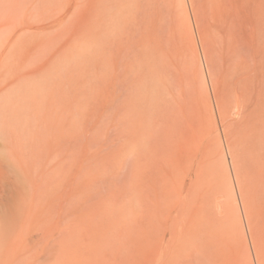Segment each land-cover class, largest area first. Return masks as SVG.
Segmentation results:
<instances>
[{
	"label": "rangeland",
	"instance_id": "1",
	"mask_svg": "<svg viewBox=\"0 0 264 264\" xmlns=\"http://www.w3.org/2000/svg\"><path fill=\"white\" fill-rule=\"evenodd\" d=\"M139 1H137L135 6L140 4V3L142 4L143 2L145 3V1H143V0L142 1L139 0ZM146 1L147 2L145 4H147L146 6L149 8H146V6L143 7V5L141 8V5H140L138 7L140 8L141 12L139 11L138 7H136V8H134L135 6L133 7L135 0L132 1L131 6L134 9L131 10V7H129V9H127V10L134 12L135 9H138L139 12H137V14L132 13L131 15H133V16H131L130 15L131 12L128 13L126 11L127 12L126 16L127 17L130 16V17L129 18L125 17L126 21L124 22V20H123L122 22H123V24L126 23L127 26L125 24L122 25V28L117 26L115 28L116 29L115 30L116 36L113 35L114 34V32H113L114 29H113V31H112L113 33H111V32H110L111 34L109 33L113 37H110V35H108L111 39L108 37L109 39L104 40V42H106V40H107L106 45L104 43L105 46L99 45L98 42H97L98 43L97 45L101 46L100 48H98L99 46L97 48H95L94 46L90 45L93 43L86 44L85 47H87V45L92 46L91 48L87 47V49L90 48L92 50L94 47L93 50H95V52H97V49H98L99 51H101V53L99 52L100 54H102L103 51H105V53H103V55H101L103 57H101L100 55H96V56H99V57H97L98 64H95V63H97V60H94V59H96V56L94 55L95 52L92 50L93 54H91L92 51L89 49V52L90 51L91 52L86 53L88 51L86 48H84V45H83L82 50L83 51L86 50L85 56L82 57L84 53L80 49L79 50L81 52L78 49L77 50L75 49V52H74V50H71L69 55L72 53V51L75 54H76V51L77 52L79 51L76 55H78L80 53H83V54H82V56H81V54H80V56L78 55L79 59H77V56H75V54L73 55V53H72L73 56L72 55H70V56L73 57V60H75L74 57L77 60H75V61L72 60L73 62H71V60H70L69 64H67V61H66L67 67L65 65V67L63 66L62 69H60V71H59L61 73V70H62L61 75L65 71L66 72L69 71V72H67L69 74V75H67V77L68 76H71V77H68L67 79L65 78L66 80L64 79V81L62 79V81H63L62 86H64L62 89H64L66 87L65 92H66L67 96H65V97H66V99H68L67 102L69 101L68 106H70L68 108V110H70L69 111L70 113L68 112L69 113L68 121L70 124L68 123L69 129L68 128L67 129L69 132L67 134L68 139H66V143H68V145L66 144V148H67L66 149V153H67L66 154V157H67V159H66L67 160L66 170L67 171H65L66 172L65 175H67V177H66L67 179L65 178V180L67 181V182L65 181L66 182L65 186L67 187V189H66V192H67L66 201L67 202L65 201V203H66L65 205L67 206L66 207L67 215L65 218V221H66L65 222V225H66V232L65 233H66V243H67V256L62 262L55 263V264H164V263L168 264L167 259H169V257H168L169 254H171V256L169 255L171 257L169 264H171V263L172 264H174V263L175 264H193V263L194 264H198V263L200 264L201 262H202L201 264H217V262H216L217 259H218L217 260L218 264H221V262L225 263V264H227V263L232 264V261L234 260V253H233V249H234L233 246L234 245H236L239 248L240 253H241L240 255H242L240 257H243L245 254V253H243L244 249H245L244 240H243V238L242 239L238 238V237H242V235H240L241 227H240L239 222L242 221L241 223L244 226V227L243 226L242 227L245 230V224H244L242 216H241L240 221H239V220H235L236 218L232 219L234 216L238 218V216H236L237 214L236 215H234V213L229 214L230 217L228 218V221L231 219H232L231 221H233V223H234V220L238 221V223H237V225L239 224L238 226H236V223H234V224L229 223V224H231V228H229L227 225L228 224L227 219H225V221L223 222V225H226L225 226L226 232L227 231L230 232V230H227V228L232 229V228H234V225L236 226L233 231L231 230L233 232L232 233L233 236L231 235L232 237H234L233 239H236L235 236L239 235V236H237V239L234 240V241H237L238 243L236 242L237 244H235L233 242L232 247L229 245L230 247L228 246V247L223 249V250L227 249L226 252L223 251V253H222V250H221V252H220V250L218 251L215 248L216 246H213V244L211 246H210V244H207L208 242L206 241L207 239H205V235H206L205 231H207L206 229H208V227H207L208 223L204 220V224H207V225H204V224L199 225L200 223H203L202 218L206 214V212H207L206 210H208V207H209L208 206L206 208V204H209V202L206 203L205 201H202L203 203H205V204H202V202L200 201V200L204 199V196H203V199L201 198V196H202L201 194L206 192V191L202 192L203 189L205 190V188H207L206 189L207 192L210 193V191L208 190V189H210V187L208 186L207 181H210V183H211V181L213 180V179H211L212 176L210 178V174L207 170H211L210 165H212L213 163H214V165H215V163L218 164V161L223 163V166H225L224 165L225 161H227L229 159L227 157V154H225V150L223 148V145H222V148L218 147L221 145V143L223 144V142L228 143L226 145H228L230 148H232V150H230V153L233 152L232 155H234L233 160L235 161V163H233V165L235 164L234 165L236 167V169L234 168L235 172L237 171L236 173L239 174V178H238L240 180L239 182H242L244 184V181L247 179L245 182L249 183V184L246 183L244 185H247V187H246L247 190L251 189L248 191L251 196L249 198V196H247L248 195L247 190L244 189L243 187H241V189H244L243 191L246 190L245 191L246 196H244V194H243L244 192H242V190L240 191L243 194L242 196H244L243 198L246 197V199L249 201L252 197H253V199L256 198L257 200L254 199L255 202L252 201L253 199H251V201L254 203H251V201L250 202L246 201V202L249 204H252L253 206L256 205V203L258 204L257 206H261V210L259 208H256V211H258L256 215H259L260 219H258L259 218L258 216L253 219V217H254V214H252L253 213L252 211H254L253 206L249 205L250 208L248 210L247 209L248 204L244 203V205L247 204L246 205L247 206V208H246L247 214H249L248 212L250 211L251 208H253L251 210L252 215L249 214V217L251 215V219H250L249 223H251V220L255 221V219H256L255 222H257V219H258V223L261 222L259 225H258V223H256V225H258V226H252V224L254 225L255 223L250 224L251 229L253 231L256 229L257 231L255 230L254 232H252V230L251 231L248 230L247 233H246V231H244L245 237L247 236L245 240L246 241L249 240V241H247L249 243V242H251L252 239H254L255 237L257 238L258 236H259L260 240H264V234H263L264 231H262L264 229V201H263L264 200V189H263L264 187L262 188L264 181H262L261 179L260 180L262 182L259 181V175H258L259 172H257L254 169L255 165L252 166L253 164H256V167L259 165V162L257 165V162L255 160V159H258V161H259V158H258L259 153H257L258 151H255L256 152V154H255V152L253 153V151L258 149V147H256V146L257 145L259 146V144H260V143H257L259 141L255 137L256 135L254 136L255 133L253 132L254 131L253 129L258 127V126L256 127L255 125H257L256 124L257 122L260 123L259 120H262V122H264V120H263L264 115L262 114L264 111V103L262 105L254 104V102H255L254 99L256 96L255 91L257 92L259 89L262 90V87H264V39H263V37H264V31H263L264 30L263 29V27H264V1L263 0H250L251 1V3H250L249 0H246V2L248 3V5L246 6V2L244 0H236L235 10L238 11L237 14H240V17H241V15L244 14V12L246 14L243 15L244 18H240L239 16H233V18H235L233 21L236 22L235 24L237 26L233 24L232 31H234L236 29L235 30L236 32L235 33L233 32L234 34L232 33L231 35H228L224 32L221 33L217 30L218 28L220 29V27L218 26L219 21H217V19L215 17V16L219 15V13H217L218 7H219L218 10H220V6H221V3L219 2V0H188L189 4H187V2L185 1V6L181 2V0H161V1H159V0H146ZM148 1H153V6L155 5V7L154 8L150 7L152 2L149 3ZM154 1L157 2L159 6L157 5V3H154ZM168 1L170 3H174V5H175V3H177L176 4L177 7H175V6L173 7V5L167 4ZM200 1H201V4H200L201 6L198 5V3ZM222 1L224 2L225 0H222ZM76 2H78V4L80 5L81 0L80 1L74 0V4ZM164 2H167L166 3L167 7L171 6L173 8H171V7L167 8ZM205 2H207V3H205ZM148 3H149V5H148ZM179 3H180V7H178ZM74 4L70 5V9H69L70 15L75 14V13H73V10L76 9V8H74ZM202 4L205 7L207 5L208 9L202 7ZM204 4H206V5H204ZM214 4L219 5V6L217 5V9L215 8L216 6ZM194 5H195V7H194ZM210 5H211V7H210ZM213 5H214V7H213ZM158 7L160 8V10H158ZM193 7L195 9H193ZM201 7L206 9L207 13H205L206 10L202 9ZM210 8H212V12H211ZM145 9H146V11H145ZM185 9H186L187 13L189 14L188 18H190V19H188V22L185 19ZM188 9H189V11H188ZM213 9H215L214 12L215 11H217V12L213 13ZM166 10L168 12H166ZM201 10H204V11H201ZM158 11H160V12H158ZM172 11H174V12H172ZM76 13H77V16H75V15L72 16L73 20H75V21L82 19L85 15L84 10L82 8H79L78 12L76 11ZM158 13H161L160 16H161V18L163 16L162 19L165 18L163 20L164 25H163V21L161 20L160 16L158 15ZM164 13L169 14V18H168V15L166 17V14L164 15ZM252 13L256 14V16H254L256 18L252 17V19H251V20L255 19L254 23H252L251 20H250L251 22L248 21L246 23L245 18L247 19L248 15L249 14L251 15ZM134 14L136 15L135 19H134ZM212 14H214V16ZM181 15L183 18H181ZM212 16L214 17L215 20L212 18ZM131 17H133V18H131ZM158 17H159V21L157 20ZM236 17H237V19H239V18L241 19V21L239 23L240 26L238 25V21H237ZM136 18H138V19H136ZM167 19L169 20L168 22H167ZM131 20H132V22H131ZM133 20L135 21V23ZM148 20L150 22H147ZM160 20H161V23H160ZM68 22H71V21L69 20ZM129 22H131L132 26H129L130 25ZM157 22H159V23H157ZM183 22H185V24H182ZM145 23H146V25L148 23V25L144 26L143 24H145ZM152 23H155V25ZM179 23H181V25H178ZM120 24L121 23H118V25H120ZM137 24H139V25H137ZM173 24H174V26L177 25L178 28H176V29H175V27L172 28ZM188 24L191 25L192 34L195 35L192 38H193V40L195 39L194 45H197V47L195 46L196 51H193V49H192L193 47L189 48L192 45V43H189V42H191V40L187 36L186 29H184V28H187ZM259 24L261 25L260 27H262V29H263L262 31L260 29H258ZM152 25H154V27L157 29V31L160 32L158 35L160 37L154 38V36L156 35L154 33L156 31V29H152V28H151L152 30L148 29L150 32L146 31L147 34L145 33V37H147V36L151 37L152 36L151 38L146 39V40L151 42V44H150V43H147L148 41L145 42V40H144L145 38H143L144 35L142 33H143V31H145V28H150L149 26L153 27ZM182 25H184V26H182ZM247 25H248V27H247ZM123 26H125V28ZM138 26H140V27H138ZM143 26H144V28H143ZM180 26L182 28H179ZM234 26H235V29H234ZM253 26L256 28V30L253 29L254 28ZM236 27H238L240 29L242 27V29L239 30ZM243 27L245 29L247 27V29L245 30V29H243ZM120 28H121V30H120ZM123 29H125V30L127 29V32ZM166 29H167V31H166ZM244 30H245V33L243 32ZM247 30H249V31H247ZM152 31L155 34L154 36H153V34H151ZM165 31H166L167 38H166L165 33H164ZM239 31L240 32L242 31L244 33V36L241 35V34H243L241 32L240 35L242 37H240V35L237 34V33H239ZM116 32L118 33V35L116 34ZM119 32L120 33L123 32V33L119 34ZM132 33H134V34L132 35ZM223 33H224V35H223ZM253 33H255V34H253ZM261 33H263V34H261ZM123 34H126V35H123ZM170 34H171V36H170ZM120 35L121 36L123 35V36L121 37ZM127 35H128V37H126ZM247 35H248V37H246V38H248V39L244 38ZM141 36H142V38H141ZM250 36H252V37L254 36L253 37L254 40H252L251 39L252 37H250ZM131 37H132V39H131ZM155 37H157V35ZM239 37L243 38V40L242 39L240 40ZM121 38H123V40L124 39L125 40L121 41L122 40ZM126 38H128V39H126ZM140 38L142 41H139ZM152 38H154L155 40L159 39L160 41H155V42H157V43L160 42L159 44L162 45V47L167 48V49L160 50L161 49L160 45L155 44V45L160 47V48L158 47V50H160V52L163 51L162 53H160L161 55L158 54L159 52H157V54H156V52H154L157 50H156V46H153L154 44L152 42ZM118 39H120L119 40L120 43L119 42L115 43V42H117ZM134 39H136V40H134ZM143 40H144V42H143ZM165 40L168 42L167 43L168 45L166 44ZM193 40H192V42H193ZM197 40L200 41L199 42L200 45L197 42ZM231 40H234V43L232 41V43L234 45L231 43ZM250 40H252V41H250ZM171 41H172V43H171ZM92 42H94V40ZM113 42L115 43L114 45H113ZM122 42L124 43V45L122 44ZM142 42L146 45L149 44L152 46L150 47L148 45V46L144 47L143 46L144 44ZM239 42L240 43L242 42V43L240 44ZM129 43H130V45H126ZM170 43H171V45H170ZM238 43H239V45H238ZM107 44H109V46ZM110 44H112V45H110ZM116 44H117V46H116ZM132 44H133V47H131ZM165 44L167 47H165ZM94 45H95V43H94ZM139 45H142L144 49L142 47H140ZM103 46H104V48H103ZM170 46L173 49H175V51H173V49ZM110 47L114 48L113 49L114 51H112V49ZM139 47L141 50L139 49ZM148 47L151 48V51H150V49H148ZM102 48H103V50H101ZM185 48H187V49H185ZM126 49H128V50H126ZM145 49H146V51L144 52ZM147 49H148V51H147ZM169 49H170L171 55L175 56V58H174L175 62L173 60V57L170 56V53L168 51ZM181 49H182V53L179 52V51H181ZM191 49H192V52H194V56L200 57V58L199 57L197 58L198 59L197 68H196V66H194L195 64L192 65V63L197 60L196 58L195 59L192 58L193 55L190 58L194 59V61L189 60L190 58H189L188 54L191 53L190 52ZM108 50H110L113 53V55ZM187 50H189L190 53H188ZM107 51H108V53H107ZM115 51L118 53L119 52H121V53H119V54L117 53V56H115L116 55ZM139 52H141V53H139ZM149 52H151L152 53L151 56L153 55L154 57L151 58V56L148 55ZM153 52L155 54H153ZM196 52H197V54L195 55ZM173 53L176 55H174ZM104 54H106V56L108 55L107 58L105 57V59H104V56H105ZM141 54H142V57L140 56ZM186 54H187V56H186ZM191 54H193V53H191ZM200 54L201 55L203 54V55L201 56ZM89 55H91V56H89ZM93 55L95 56L94 59H93V57H94ZM146 55L148 56V58L146 57ZM165 56H166V58H165ZM203 56H204V59H206V61L203 59ZM71 57H70V59H71ZM81 57H82V60H81ZM110 57H112V59ZM149 57L151 58V60L153 62L150 61ZM83 58H85V59H83ZM100 58L102 60L104 59V61L102 62V60H100ZM143 58L147 59V62L150 64L149 67L147 66L148 64L144 65L147 62L145 61V59L141 60ZM153 58L157 59V60L154 61ZM107 59H108V61H107ZM202 59L205 61V63H207L206 64V67L208 68L207 69V71H208L207 76H205V74L203 72L204 68H205V66H204L205 64L203 63ZM200 60H202V61L200 62ZM109 61H111V63L113 62L114 65L111 64V66H110ZM68 62H69V60H68ZM104 62H106L105 65H103ZM107 62H108V64H107ZM125 62H127L126 66H128V67H126L125 64H123ZM153 63H156V64L153 65ZM99 64L100 65L102 64L103 66L102 65L100 66ZM199 64H200V66H199ZM244 64H245V66H244ZM107 65H108V67H107ZM152 65L154 68L152 67ZM156 65H157V67H156ZM102 67H105V68L102 69ZM199 67H201V68L199 69ZM244 67H247L248 69L244 68ZM155 68H157L159 72ZM69 69H71L72 71ZM194 70L195 71L200 70L198 72V74H201L202 76L193 72ZM127 71H128V73H127ZM244 71H247V72H244ZM66 72L64 73L65 75H63L62 77L60 76V77L61 78L66 77V74H67ZM157 72H158V74H157ZM247 73H248V75L249 74L250 75L248 76ZM151 74L153 75V77ZM243 74H246L248 77L247 78L245 75V78H247V79H244L245 81L242 80L243 76H244ZM252 75L254 78L252 77L253 79H250ZM255 75H256V78H255ZM61 78H60V80L58 78L57 81L58 82L61 81ZM67 80H68V82H66ZM248 80H250V81H248ZM207 81H209V84ZM252 81H253V84L251 87L250 85H251ZM64 82H66V83H64ZM262 82H263V84H262ZM59 84H60L59 86H61L60 82H59ZM258 84H260V85H258ZM242 86H245V87L242 88ZM256 86L258 87V90H257ZM251 88L253 91V92L251 91L252 94H250V92L247 93L249 90H251ZM67 90L69 91V93ZM236 90H238V91H236ZM263 91H264V88H263ZM240 92L242 94L247 93L248 96L250 94V96H251V97L249 96L250 99L246 98L247 94L243 95L244 97H240V99H239L237 94H240ZM254 93H255V95H254ZM263 93L264 92H262V94ZM173 95L175 98H173ZM206 95L210 99L207 100ZM198 97H199V100H198ZM236 97H238V98H236ZM220 98H221V100L223 99L222 102H221ZM242 98L244 100H246V99L247 100L243 101ZM203 99H206V101H208V103ZM228 100H229L230 104L229 105L223 104V106H227L226 108L229 111L232 108V111L229 114V111L227 110L228 113L226 115L225 114L226 112L223 113L224 111H226L225 107L223 108V106H221L220 104H222L223 102L227 103ZM241 100L243 101L242 104L245 102L243 104V105H245V108L243 109V111H240V110H242L240 106H243L241 104ZM248 100H249V102L250 101L251 102L250 103L247 102ZM204 101H205V103H207V105L204 104ZM210 101H211V103H210ZM209 103L212 105L213 108L211 107V105H210L211 109L208 107ZM233 104H235L236 106ZM194 105L196 106V108H194ZM251 105H253V106L255 105V107L257 106L254 112H253V109H254L253 106L251 109L252 111L251 110L249 111ZM228 106H230L229 107L230 109L228 108ZM259 106H260V108H262L261 110L258 108ZM155 107H156V109H155ZM220 107H221L222 111H221ZM175 108H176V110H175ZM185 108H187V109H185ZM198 108H199V110H198ZM206 108L213 110L214 115L211 113L212 111H209V109H206ZM257 108L259 109V111H257L258 110ZM153 109H155V111ZM235 109H236V111H235ZM174 110L177 111V113L174 112V114L176 116H174L173 112H171ZM196 110H198L197 112H201L203 114L202 115L201 113H198L199 114L198 119H196L197 112L194 115V112ZM202 110H203V112H202ZM220 111H221V114H220ZM246 111L251 112V114L249 113L250 114L249 117L252 118L253 122H251L250 125H249V122L251 121V119L250 120H249V118L247 119L248 114L245 116H244L245 113L243 115L241 114V112L243 113ZM143 112H145V113H143ZM179 112H180V114H179ZM182 112H184L185 115H182L183 114ZM192 112H193V115H191V116L193 118L190 117V114H192ZM235 112L238 113V115H236ZM256 112H258V117L260 115V118L258 119V117H254V119L257 118L258 121H257V119L256 120L253 119V115ZM170 113H171V115H170L171 117L168 116ZM252 113H253V115H252ZM211 114L215 118V120L213 117L211 119H209V121H211L210 127H212V125H213L212 128L214 131L212 130V128L210 129V127L206 128V126L209 124L208 123L209 121L207 122V120H208V118H210L212 116ZM224 114L226 115V117ZM261 114L263 115V117ZM179 115H181V116H179ZM223 115H224V118H223ZM233 115L236 117H234ZM241 115L243 117H245L246 120ZM251 115H252V117H251ZM143 116H144V118H143ZM182 116H184V118ZM239 116H241V117L238 118ZM255 116H257V113ZM167 117H168V119H166ZM200 117H201V120H199ZM146 118L148 119V121L146 120ZM185 118H186V120H185ZM237 118L240 119V121H241V122L239 121L240 122L239 124H238ZM141 119H143L144 122ZM157 119H158V122H155V120L157 121ZM159 119H160V121H159ZM241 119H243V120H241ZM139 120H141V121H139ZM167 120H169V122L170 121L171 122L175 121V122H172V123L170 122V124H169L167 122ZM179 120H180V122H179ZM184 120L186 122H184ZM133 121H134V123L137 122L136 125L133 123ZM229 121L233 122V123L230 124ZM246 121H249V122L247 123ZM160 122H161V124H160ZM164 122H167V124ZM214 122H217L216 123L217 125H215ZM243 122L247 123V124L244 123L245 127H243V124L240 125ZM147 123H148V125H146ZM186 123H188V124L185 126ZM227 123H229V124H227ZM253 123H255L254 124L255 127L251 126V125H253ZM132 124L134 126H132ZM183 124H184V128H183ZM192 124H194V125H192ZM226 124L227 125H235V126H233V128H231L230 126H227ZM137 125L138 126L140 125V126L138 127ZM142 125L144 126V128ZM176 125H178V126H176ZM201 125H203V126H201ZM204 125H206V126L204 127ZM224 125H225V127H223ZM239 125H240V127H237ZM246 125H249L248 128L251 127L250 128L251 132L249 131V133H251V135L254 136V139H255L253 146H252L253 141H251L253 137L247 138L250 134L247 135L248 134V132H247L248 128H247V130L245 129ZM259 125H260L259 126V128H260L259 131H260V130H262L261 126L264 127V123L263 124L260 123ZM189 126L191 128H189ZM195 126H197L198 128H193ZM136 127H137V129L140 130L139 134L141 136L138 133H136V132H139V130H137V129L135 130ZM166 127L170 128V129H167ZM185 127L187 129H185ZM214 127H215V129H214ZM236 127L238 128L237 132L235 130V129H237ZM241 127H243L246 132L245 131L241 132L243 129H241V131H239V129ZM132 128L134 130H132ZM141 129H144V130H141ZM182 129L184 131L188 132V133H185L186 136L181 135L184 132V131L183 132L181 131ZM201 129L203 132L201 131ZM216 129L219 131H215ZM189 130H190V132L192 131L191 134L189 133ZM196 130H197V135L200 138L197 135H194V134H196ZM222 130H224V131L222 132ZM231 130H232V133H231ZM132 131H133V133H132ZM165 131L168 132L169 136L166 135L167 132L165 133ZM174 131H175V133L177 132L176 136L175 137L172 136V139L173 138L174 139L169 144L171 145V143H173V142L176 144L173 143L172 147H171V146H168L169 144L166 142H168L167 138H170V136H171L170 134L175 135ZM179 131L181 132V134L179 133ZM233 131L237 133V134L235 133L236 136L233 135L234 134ZM143 132H145V133H143ZM163 132L165 133V135L163 134ZM205 132L207 135L206 134L204 135ZM207 132H209V133H207ZM216 132H217V134H216ZM240 132L242 133V135ZM256 132H258V130ZM132 134H135V135H132ZM142 134H144V135H142ZM229 134H231V135H229ZM136 135H137V137H135ZM162 135H163V138H162ZM188 135H191V138H188ZM202 135L204 136V138ZM217 135L218 136L220 135V138H218ZM244 135H246L247 137L245 136L246 137L245 138ZM138 136H140L139 138L141 140L138 138ZM181 136H183V137L181 138ZM195 136H197L198 139ZM221 136H222V138H221ZM237 136H240V138L242 137L241 138L242 140L240 141L239 137H237ZM134 137H135V140H133ZM184 137H187L190 142H188L187 138H184ZM193 137L195 138V140H194L195 142H197V140H199V139L200 140L203 139L202 141H200V140L198 141V142H200L199 145L197 144L199 149L197 148L195 143H194L195 145L193 144V142H194V141H192V139H194ZM201 137H202V139H201ZM223 137L226 138L227 142L225 141V138L223 139ZM236 137H237V139H236ZM161 138L163 140H161ZM179 138L181 139V142H180ZM183 138L186 140H182ZM214 139H216L217 141H214ZM219 139L221 142L219 141ZM234 139H235V141H234L235 144L233 143L234 144L233 145L231 143ZM159 140L162 144H160ZM236 140H238V141H236ZM136 141L138 142L139 146L137 145ZM186 141L188 144L191 143L190 149L188 148L189 145L186 144ZM212 141H214L216 143L213 144L214 142H212ZM182 142L185 143V145H187V147L184 144H182ZM236 142L237 143L240 142V143L236 145ZM248 142L251 144L252 147L255 146L256 148L255 149L253 148V150L251 151L252 148L250 146L241 147L243 144H246ZM132 143H134L136 145L134 146V144H132ZM229 143L231 144L232 147L230 146ZM165 144H167V145H165ZM181 144H182V146H181ZM192 144L194 146H192ZM208 144L210 146L211 145L212 146L210 147V146H208ZM158 145H160V146L163 145V148L160 150V148H159L160 146L156 147ZM132 146H134V147L132 148ZM164 146H167V147H164ZM154 147L157 148V150L159 149L160 152L158 153L159 150L157 151V150L153 149ZM207 147H210V148L207 149ZM244 147L245 148L247 147L248 149L246 148V150H245ZM216 148H218V150H216ZM134 149H135V152H134ZM171 149L175 150L176 155H175V153H174V155H175V157H179L180 161H178V159L175 157H174V159H177V161L179 163L176 160L172 159L171 156H173V153L170 154L172 151ZM180 149L182 150V152ZM205 149H207V150L205 151ZM220 149L223 150L224 154H222L223 152L222 153L220 152ZM169 150H171V151L169 152ZM176 150H177V152H176ZM183 150H185L186 153H188L189 158H187L188 156L184 157V156H186V154H185V151L183 153ZM214 150H215V152L218 151V152H216L217 156L215 154H214L215 156H213V155L210 156L213 153L212 151H214ZM247 150H248V153L246 152ZM162 151L165 152L164 153V154H166L165 156H164ZM199 151H200V153H199ZM249 151H251V152H249ZM190 152H191V154H190ZM208 152H212V153H208ZM160 153H162L163 156H161ZM158 154L162 158L161 160L163 163H161L159 157H157V156H159ZM218 154H219V157H218ZM207 155H209L210 157H208ZM252 155L255 156L254 157L255 159L253 158ZM153 157H154V159H153ZM214 157H215V159H212ZM0 158H2V157L0 156ZM183 158L184 159L186 158L185 160L188 159L186 161L188 163L187 165H185L186 162H184ZM196 158H197V160H195ZM218 158H219V160H218ZM221 158H224L226 160L225 161L223 159L221 160ZM152 159L154 160V162ZM171 159L174 162L171 161ZM1 160L3 161V159H1ZM156 160H158V161L156 162ZM169 160H170V162L173 163V165H174V163H177L176 164L177 166L176 165L171 166V163L168 162ZM214 160H218V161L214 162ZM251 160H253V161L251 162ZM194 161H195V163H194L195 166L193 164ZM204 161H206V162L208 161V163L206 164V163H204ZM209 161H212V162H209ZM155 163H156V165H155ZM158 163L161 165H159ZM164 163L167 166H165ZM169 163H170V165H169ZM199 163H201V166ZM221 163H219L220 166L222 165ZM191 164H193V165L191 166ZM203 165L204 166L207 165V166L204 167ZM156 166L157 167L159 166L158 167L159 170L157 169ZM208 166H209V168H208ZM149 167L150 168L152 167L151 168L152 170ZM198 167L207 168V169L202 168V170L204 169L205 173H207L208 175H206L204 173V171H202L200 168H199L200 169L199 170ZM149 169L151 172L148 171ZM162 169H163V174H161ZM220 169H222V168L220 167ZM223 169H224V167H223ZM198 170H199V174L202 175L204 173L202 178L198 174ZM257 170H258V168H257ZM158 171H159V173H158ZM170 171L172 172V174ZM180 171H182V173ZM223 171L225 173L227 172L225 170H223ZM228 171H229L228 174L231 175L232 170H229V168H228ZM259 171H261V170L259 169ZM153 172H154V174H153ZM173 172H176V173H173ZM148 173H149V175H148ZM255 173H256V175H255ZM150 174H152V175L150 176ZM187 174H188V176H187ZM261 174H264V173H261ZM183 175L185 176V178H183ZM198 175H199L200 180H198L199 178H197ZM220 175H222L221 172H220ZM229 175L227 176L225 174V178L222 175L223 179L224 180L226 179L228 181ZM204 176H209L210 179L209 180H208V178H207V180L205 179L206 180V182H205ZM262 176L264 177V175H261L260 178H262ZM217 177L219 178V176H217ZM253 177H255V179ZM166 179H168V180H166ZM169 180H173L174 182L169 181ZM218 180L223 181L222 178H221V180L220 179H218ZM263 180H264V178H263ZM168 181L170 184L168 183ZM227 181H225L224 183L220 182L221 184H219V185H221V187L217 184V181H214V183L217 185V187H220L221 189L223 188L224 191L222 189V191H221V192H223L222 194H221V192H219L221 194L219 196V198L222 196L221 197L222 199L220 200V202L215 201V199H217L219 201V198L215 196V193L214 194L211 193L213 195L210 194L211 195L210 197L212 198V196H213V198H214L212 200V204L215 202L221 203V201H223L225 205L227 204L226 208L228 207V204H229L228 202L232 198L228 193L230 188H227V190H226V187L229 186V183H228L229 181L228 182ZM205 183H207V186L209 188L207 186H205ZM164 184L165 185L167 184V185L164 186ZM212 185H213V183H212ZM258 185H261V186L259 187ZM241 186H242V184H241ZM212 187H211V189L214 188V187L213 188ZM220 188H218L216 190L219 191V190H221ZM258 188L260 190H258ZM153 189H155V192ZM254 189H256V190H254ZM153 192L155 193L156 197L154 196ZM196 192H197V194H196ZM207 192H206V194H207ZM152 193H153V195H152ZM219 193H216V194L219 195ZM191 194H193V196H191ZM252 194H253V196H252ZM194 195H195V197H194ZM231 195H232V193H231ZM153 196L156 198V200ZM191 198H193V199H191ZM208 198L209 197H207L205 199L208 201ZM211 198H210V200H211ZM226 198H230V199L226 200ZM262 198H263V200H262ZM151 199H152V201H151ZM161 200H163V202L165 200L166 201L163 203ZM186 201H187V203H186ZM199 201L201 202L200 205H198L200 203ZM152 202H154V203H152ZM223 202L221 204H223ZM225 202H227V203H225ZM150 203H152V204H150ZM210 203H211V201H210ZM161 204L162 205L165 204V205L162 206ZM203 206L205 207V209L202 208ZM210 206L212 207V208H209L210 210L215 208V207L213 208L212 205H210ZM215 206H219V207L221 206L222 207V205H220V204L218 205L216 203H215ZM233 206H234V203L232 204V206L230 205V207H233ZM161 207H163V208H161ZM190 207H191V209H190ZM197 207L202 208V211L199 208L200 212H197L199 214L196 216L195 211H198ZM219 207H216L212 211L214 212V211H216V209L220 210ZM234 207H236V205ZM236 208L239 209L236 211L241 213V208H240L239 203H237ZM150 209H151V211H150ZM154 209H155V213H153ZM203 209L206 212H204ZM232 209H234V208H232ZM231 212H233V210ZM202 213H203V215H202ZM216 213H217V211H216ZM227 213H229V211H227ZM239 213H238V215H241ZM191 215H192V217H191ZM151 216L152 217L155 216V217L152 218ZM194 217H196L197 221L194 220L195 219ZM204 218H206V217H204ZM150 219L152 222L156 219L155 223L153 222L154 226H152L153 224L150 221ZM150 222H151V227H150ZM191 223H193L194 225L196 224V226L192 225ZM225 223H227V224H225ZM202 226H205L204 227L205 229L202 228ZM260 226L262 227V229ZM162 227H163V229H162ZM253 227H255V228L253 229ZM259 227L261 229L260 231H262L261 237L258 234V233H260ZM159 229H160V232H159ZM199 229L201 230V232L199 231ZM202 229H204V230L202 231ZM156 231H158V232H156ZM188 231H190V232H188ZM184 232H186V234L187 233L188 234L186 235ZM156 233L158 234L157 236H156ZM251 234H252L253 238H250ZM151 235H154L155 237H152ZM189 235L191 236L192 240H190ZM194 235H197V237H195ZM180 236H181L182 240L179 239ZM256 238H255V241H257V245H258V243H262V241L260 242L259 238L257 240H256ZM187 239L190 240L191 242L187 241ZM196 239H197V241H196ZM262 244H260V245H262L264 247V243H262ZM202 245L203 246L205 245V246L203 247ZM187 246H188V248H187ZM192 246H194L195 248ZM200 246H201V248L203 247L202 250H200V251H202V256L200 253H198ZM190 247H192L193 249H190ZM258 247H259V245H258ZM263 247L259 248V250L261 249L260 251H262L261 253H262V257H263V261H264V248ZM204 248H205V250H203ZM172 249H174L173 251H175V252H173L174 254L172 253ZM211 249L213 251H215V253H211V252H213ZM216 252H218V254H221V253L224 254L225 258H227L226 259L227 261L225 260L224 257H222L223 256L222 254H221V256L219 255V257L214 258V256L216 257ZM197 253H198V256L200 254V256H201L200 258H202L201 261L198 263H196V258H197L196 254ZM190 254H191V256H190ZM218 254H217V256H218ZM187 255L190 258L189 261H188ZM219 258H220L221 262L219 261ZM173 259H174V261H173ZM194 260H195V262H194ZM198 260H200V259H198ZM2 264H38V263H26L24 261H9V262H3ZM39 264H43V263L39 262Z\"/></svg>",
	"mask_w": 264,
	"mask_h": 264
},
{
	"label": "bare ground",
	"instance_id": "2",
	"mask_svg": "<svg viewBox=\"0 0 264 264\" xmlns=\"http://www.w3.org/2000/svg\"><path fill=\"white\" fill-rule=\"evenodd\" d=\"M80 1V0H79ZM132 1H134V0H81V2H80V5L78 4V2H76L75 4H74V0H0V156L2 157V158H0V264H2L3 262H9V261H24V262H26V263H38L39 264V262H41V263H45V264H55V263H59V262H62L65 258H66V256H67V243H66V225H65V218H66V215H67V213H66V203H65V201H66V199H67V192H66V189H67V187L65 186V184H66V180H65V178L67 177V175H65V171H67L66 170V167H67V157H66V144L68 145V143H66V139H68V137H67V134H68V123H69V121H68V115H69V111L70 110H68V108L70 107V106H68L69 104H68V102H67V100L68 99H66V97L65 96H67L66 95V90H65V88L64 89H62L64 86H62L63 85V81H64V79L66 78H68V77H71V76H68L67 77V75H69L67 72H69V71H65L67 74H66V77H64V78H61L63 75H65L64 73L61 75V73H62V70H61V73L59 72L60 71V69H62V67L64 66L65 67V65H66V61H67V64H69L70 63V60H71V62H73V61H75V60H77V59H79L78 57L80 56V54H81V56H82V54H83V56L82 57H84L85 56V52H86V50H82L83 48V45H84V48H86L87 49V47H92V46H94L95 48H97L99 45H104V43H105V45H106V42H107V40H106V42H104V40L105 39H109L110 37H113L112 35H110L111 33H113L114 32V34L113 35H115V28L117 27V26H119V27H121L122 28V25H126V23H124L123 24V20H124V22L126 21V18L125 17H127L126 16V14H127V12L129 13V12H131V11H129V10H127V9H129V7H131V10H133L134 8H136V7H138V6H140L141 5V8H142V5H143V7H145L147 4H145L147 1L146 0H143V1H145V3L143 2L142 4L140 3V4H138V5H136L135 6V4L137 3V1H139V0H135V3H134V5H133V7L134 8H132V6H131V4H132ZM142 1V0H141ZM159 1H161V0H159ZM158 1V2H159ZM185 1L187 2V4H189L188 3V0H181V2L183 3V5L185 6ZM222 0H219V2L221 3V6H220V10H218L219 9V7H218V9H217V5H215L216 7V9H217V11H215L214 12V10L215 9H213V13H219V15L218 16H215L216 17V19H217V21H219L218 23V26L220 27V29L218 28H216L219 32H224V33H226V34H228V35H231L233 32L235 33L236 31V29H235V26H234V31H232V28H233V24L234 25H236L235 23L236 22H234L233 20L235 19V18H233V16H239L240 17V14H237V10H235V2H236V0H225L223 3L221 2ZM245 2H246V0H244ZM243 1V2H244ZM250 1V0H249ZM264 1V0H263ZM140 2V1H139ZM138 2V3H139ZM149 3H151V5H150V7H152V8H154L155 7V5L153 6V1H148ZM203 2V1H202ZM149 3H148V5H149ZM154 3H157V2H155L154 1ZM165 3V5H166V3L167 2H164ZM204 3V2H203ZM205 3H207V2H205ZM218 3V2H217ZM250 3H251V1H250ZM72 4H74V8H76V9H74L73 10V13H75V14H72V15H70L69 14V9H70V5H72ZM78 4V5H77ZM167 4H170V5H173V7L175 6V7H177V3H175V5H174V3H170L169 1H168V3ZM201 4V1L198 3V5H200ZM237 4V3H236ZM76 5V6H75ZM82 5V6H81ZM157 5H158V3H157ZM169 5V6H170ZM182 5V4H181ZM204 5H206V4H204ZM214 5H213V7H214ZM238 5V4H237ZM248 5V3L246 2V6ZM78 6V7H77ZM159 6V5H158ZM201 6V5H200ZM219 6V5H218ZM253 6V5H252ZM255 6V5H254ZM258 6V5H257ZM157 7V6H156ZM166 7H167V5H166ZM171 7V6H170ZM170 7H167V8H170ZM173 7H171V8H173ZM178 7H180V3L178 4ZM189 7V6H188ZM194 7H195V5H194ZM193 7V9H195ZM202 7H204V8H206V9H208V7H207V5H206V7L205 6H203V4H202ZM201 7V8H202ZM210 7H211V5H210ZM79 8H82L83 10H84V17L82 18V19H79V20H73V15H75V16H77V13H76V11L78 12V10H79ZM146 8H149V7H147L146 6ZM200 8V9H201ZM204 8H202V9H204ZM138 9H139V11H140V8L138 7ZM138 9H135V11L134 12H131L130 13V15L132 14V13H136L137 14V12H139L138 11ZM190 9V8H189ZM189 9H188V11H189ZM206 9H204V10H206ZM211 9V12H212V8H210ZM209 9V10H210ZM137 10V11H136ZM158 10H160V8L158 7ZM168 10V9H167ZM166 10V12H168ZM204 10H201V11H204ZM245 10V9H244ZM75 11V12H74ZM81 11V10H80ZM79 11V12H80ZM127 11V12H126ZM145 11H146V9H145ZM177 11V10H176ZM175 11V12H176ZM141 12V11H140ZM144 12V11H143ZM157 12V11H156ZM158 12H160V11H158ZM163 12V11H162ZM170 12V11H169ZM172 12H174V11H172ZM249 12V11H248ZM257 12V11H256ZM205 13H207V10H206V12ZM141 14V13H140ZM160 14L161 13H158V15L160 16ZM166 14V17H167V15H168V18H169V14H167V13H164V15ZM173 14V13H172ZM175 14V13H174ZM246 13L244 12V14L243 15H245ZM255 14V13H254ZM253 13L250 15H248V18L246 19L245 18V22L247 23L248 21H250L251 19H252V17L253 18H256V17H254V16H256V14L254 15ZM129 15V14H128ZM152 15V14H151ZM183 15V14H182ZM182 15H181V18H183L182 17ZM188 13H187V11H186V9H185V19H186V21L188 22V19H190V18H188ZM191 15V14H190ZM213 16H214V14H212ZM217 15V14H216ZM243 15H241V17L240 18H244V16ZM253 15V16H252ZM74 16V17H75ZM131 16H133V15H131ZM149 16V15H148ZM212 16V18L214 19V17ZM243 16V17H242ZM130 17V16H129ZM129 17H127V18H129ZM135 17H136V15L134 14V19H135ZM218 17V18H217ZM251 17V18H250ZM70 18V19H69ZM76 18V17H75ZM125 18V19H124ZM131 18H133V17H131ZM160 18H161V16H160ZM162 18H163V16H162ZM161 18V20L163 21L164 19H162ZM172 18V17H171ZM174 18V17H173ZM180 18V19H181ZM239 18V19H240ZM77 19V18H76ZM136 19H138V18H136ZM184 19V20H185ZM236 19H237V17H236ZM239 19H237V21H238V25L240 26V21H241V19L239 20ZM71 21V22H68V21ZM156 20V19H155ZM158 21H159V17H158V19H157ZM161 20H160V23H161ZM192 20V19H191ZM215 20V19H214ZM254 20L255 19H253V20H251L252 21V23H254ZM261 20V19H260ZM263 20V19H262ZM128 21V20H127ZM134 21V20H133ZM169 20L167 19V22H168ZM190 21V20H189ZM193 21V20H192ZM244 21V20H243ZM250 21V22H251ZM131 22H132V20H131ZM131 22H129L130 23V25L129 26H132V24H131ZM141 22V21H140ZM147 22H150L149 20L147 21ZM173 22V21H172ZM182 22V21H181ZM118 23H121L120 25H118ZM134 23H135V21H134ZM157 23H159V22H157ZM171 23V22H170ZM191 23V22H190ZM251 23V24H252ZM257 23V22H256ZM261 23V22H260ZM152 24H154L155 25V23H152ZM175 24V23H174ZM174 24H173V27L172 28H174L175 27V29L176 28H178V26L176 25V26H174ZM182 24H185V22H183ZM216 24V23H215ZM135 25V24H134ZM137 25H139V24H137ZM144 26H147L148 25V23H147V25H146V23L145 24H143ZM154 25H152L153 27H151V26H149L150 28H145V31H143V35H144V37L143 38H145L144 40H145V42L146 41H148V40H146V39H148V38H151V37H145V33L147 34V32L146 31H149L148 29H156L155 27H154ZM163 25H164V21H163ZM178 25H181V23H179ZM253 25V24H252ZM127 26V25H126ZM144 26H143V28H144ZM182 26H184V25H182ZM186 26V25H185ZM237 26V25H236ZM261 25L259 24V28L258 29H260L261 31L264 29V27H263V29H262V27H260ZM124 28H125V26H123ZM134 27V26H133ZM138 27H140V26H138ZM247 27H248V25H247ZM247 27H246V29H247ZM254 27V26H253ZM121 28H120V30H121ZM179 28H182L181 26L179 27ZM184 28V27H183ZM193 28V27H192ZM237 29H239V30H241L242 29V27H241V29L240 28H238V27H236ZM113 29H114V31H113ZM119 29V28H118ZM128 29V28H127ZM127 29L125 30V29H123V30H125L126 32H127ZM147 29V30H146ZM151 29V30H152ZM168 29V28H167ZM167 29H166V31H167ZM184 29H186V33H187V36H188V38L191 40V42H189V43H192V45L189 47V48H191V47H193L192 49H193V51H196V47H197V45H194V40H193V36H195V35H193L192 34V29H191V25L190 24H188L187 25V28H184ZM243 29H245L244 27H243ZM245 29V30H246ZM250 29V28H249ZM254 30H256V28L254 27L253 28ZM161 30V29H160ZM164 30V29H163ZM180 30V29H179ZM183 30V29H182ZM245 30L243 31L244 33H245ZM61 31V32H60ZM113 31V32H112ZM129 31V30H128ZM131 31V30H130ZM155 31V30H154ZM156 31H157V29H156ZM154 32L156 35H157V37H155L156 35L153 33V31H152V33L151 34H153V36H154V38H159L160 36H158L159 35V31H157V32ZM166 31L164 32L165 33V36H166ZM181 31V30H180ZM247 31H249V30H247ZM258 31V30H257ZM264 31V30H263ZM111 32V33H110ZM124 32V31H123ZM123 32H121V33H123ZM134 32V31H133ZM142 32V31H141ZM150 32V31H149ZM171 32V31H170ZM185 32V31H184ZM183 32V33H184ZM242 32V31H241ZM240 31H239V33H237V34H239L240 35V33H241ZM242 32V33H243ZM255 32V31H254ZM110 33V34H109ZM120 32H119V34H121ZM129 33V32H128ZM163 33V34H164ZM175 33V32H174ZM179 33V32H178ZM196 33V32H195ZM224 33H223V35H224ZM233 33V34H234ZM244 33L243 34H241V35H243L244 36ZM116 34L118 35V33L116 32ZM134 33H132V35H133ZM162 34V35H163ZM180 34V33H179ZM248 34V33H247ZM253 34H255V33H253ZM261 34H263V33H261ZM108 35H110V37L108 36ZM123 35H126V34H123ZM122 35V36H123ZM142 35V36H143ZM149 35V34H148ZM173 35V34H172ZM240 35V37H242ZM116 36V35H115ZM114 36V37H115ZM121 36V35H120ZM121 36V37H122ZM142 36H141V38H142ZM170 36H171V34H170ZM236 36V35H235ZM262 36V35H261ZM107 37V38H106ZM109 37V38H108ZM126 37H128V35L126 36ZM173 37V36H172ZM225 37V36H224ZM227 37V36H226ZM239 37V38H240ZM246 37H248V35L247 36H245L244 38H246ZM250 37H252V36H250ZM254 37V36H253ZM253 37L251 38L252 40H254L253 39ZM258 37V36H257ZM120 38V37H119ZM141 38H140V40L139 41H142L141 40ZM154 38H152V42H153V46H156V50L157 51H154V52H156V54H157V52H159L158 54H160V53H162V52H160V50H162V49H167V48H164V47H162V45H160L159 43L160 42H155V41H160L159 39H154ZM164 38V37H163ZM166 38H167V36H166ZM169 38V37H168ZM111 39V38H110ZM115 39V38H114ZM122 40L121 41H124L123 40V38H121ZM126 39H128V38H126ZM131 39H132V37H131ZM171 39V38H170ZM243 40V38H240V40ZM246 39H248V38H246ZM263 39H264V37H263ZM94 40V42H92ZM120 39H118L117 40V42H115V43H120V41H119ZM134 40H136V39H134ZM138 40V39H137ZM144 40H143V42H144ZM192 40H193V42H192ZM252 40H250V41H252ZM103 41V42H102ZM115 41V40H114ZM127 41V40H126ZM163 41V40H162ZM232 41H233V43H234V40H231V43H232ZM236 41V40H235ZM239 41V40H238ZM237 41V42H238ZM99 43V45H97L98 43ZM103 44H102V43ZM142 42V43H143ZM165 42H166V44L168 43L166 40H165ZM197 42L199 43L200 41H198L197 40ZM90 43H93V44H90ZM94 43H95V45H94ZM114 42H113V45L115 44ZM126 43V42H125ZM132 43V42H131ZM135 43V42H134ZM147 43H150L151 44V42L150 41H148ZM171 43H172V41H171ZM171 43H170V45H171ZM188 43V42H187ZM188 43V44H189ZM197 43V44H198ZM232 43V44H233ZM236 43V42H235ZM240 43V42H239ZM239 43H238V45H239ZM242 43V42H241ZM240 43V44H241ZM86 44H90V45H92V46H90V45H87V47H85L86 46ZM122 44L124 45V43L122 42ZM144 44V43H143ZM155 44H159L160 45V47H161V49L160 50H158V47L159 46H157V45H155ZM166 44H165V47H167L166 46ZM174 44V43H173ZM186 44V43H185ZM196 44V43H195ZM237 44V43H236ZM252 44V43H251ZM97 45V46H96ZM104 45V46H105ZM108 46H109V44H107ZM110 45H112V44H110ZM121 45V44H120ZM122 45V46H123ZM126 45H130V43L129 44H126ZM149 45V44H148ZM148 45H146V44H144L143 46L144 47H146V46H148ZM168 45V44H167ZM199 45H200V43H199ZM234 45V44H233ZM237 45V46H238ZM104 46H103V48H104ZM107 46V47H108ZM116 46H117V44H116ZM140 47H142L143 48V46L142 45H139ZM150 47L152 46V45H149ZM181 46V45H180ZM183 46V45H182ZM196 46V47H195ZM242 46V45H241ZM94 47H93V49H94ZM101 46H99L98 48H100ZM125 47V46H124ZM130 47V46H129ZM131 47H133V44L131 45ZM130 47V48H131ZM140 47H139V49H140ZM150 47H148V49H150V51H151V48ZM159 47V48H160ZM171 47V46H170ZM201 47V46H200ZM90 48H88L87 49V51L88 52H86V53H90L92 50L90 49ZM103 48L101 49V50H103ZM111 49H112V51H114L113 49L114 48H112V47H110ZM172 48V47H171ZM75 49L77 50H82L83 51V53H80V54H78V55H76L78 52L76 51V54L75 53H73V51H72V53H73V55L75 54V56H77V59L74 57V59L75 60H73V57H71L70 55H72V53L69 55V53H70V51L71 50H74V52H75ZM89 49L91 50L90 52H89ZM107 49V48H106ZM110 49V50H111ZM120 49V48H119ZM129 49V48H128ZM128 49H126V50H128ZM133 49V48H132ZM144 49V48H143ZM148 49H147V51H148ZM173 49V48H172ZM171 49V50H172ZM185 49H187V48H185ZM192 49H191V53H193V54H191L190 52H189V50H187L188 51V53H190V54H188L189 55V58L193 55V57L192 58H198L197 56H194V52H192ZM201 49V48H200ZM105 50V49H104ZM110 50H108V51H110ZM138 50V49H137ZM141 50V49H140ZM154 50V49H153ZM202 50V49H201ZM94 52H95V50H93ZM93 51H92V53L91 54H93ZM108 51H107V53H108ZM118 51V50H117ZM139 51V50H138ZM137 51V52H138ZM146 51V49L144 50V52ZM169 51V53H170V49L168 50ZM173 51H175V49H173ZM178 51V50H177ZM176 51V52H177ZM186 51V52H187ZM198 51V50H197ZM258 51V50H257ZM81 52V51H80ZM101 53V51H99L98 49H97V52H95L94 53V55L96 56V55H103V53H105V51H103V53L102 54H100ZM111 52V51H110ZM109 52V53H110ZM143 52V51H142ZM153 52V54H155ZM179 52H181L182 53V49H181V51H179ZM259 52V51H258ZM99 53V54H98ZM112 53V52H111ZM115 53H116V55L115 56H117V53L118 52H116L115 51ZM119 53H121V52H119ZM118 53V54H119ZM139 53H141V52H139ZM144 54V53H143ZM151 52H149L148 53V55H150L151 56ZM174 54V53H173ZM179 54V53H178ZM197 54V52L195 53V55ZM199 54V53H198ZM72 55V56H73ZM87 55V54H86ZM93 55V56H94ZM105 56H104V59H105V57L107 58V56H106V54H104ZM112 55H113V53H112ZM161 55V54H160ZM165 55V54H164ZM174 55H176V54H174ZM201 55V54H200ZM203 55V54H202ZM201 55V56H202ZM88 56V55H87ZM89 56H91V55H89ZM95 56L93 57V59L95 58ZM119 56V55H118ZM141 57H142V54L140 55ZM144 56V55H143ZM167 56V55H166ZM166 56H165V58H166ZM170 56L171 57H173V60H174V58H175V56H172L171 55V53H170ZM186 56H187V54H186ZM70 57H71V59H70ZM82 57H81V60H82ZM97 57H99V56H96V59H94V60H97ZM101 57H103V56H101ZM140 57V58H141ZM146 57L148 58V56L146 55ZM152 57H154L153 55L151 56V58ZM158 57V56H157ZM161 57V56H160ZM159 57V58H160ZM164 57V56H163ZM111 59H112V57H110ZM118 58V57H117ZM150 58V57H149ZM151 58H150V61L151 62H153L152 60H151ZM156 58V57H155ZM158 58V59H159ZM188 58V59H189ZM200 58V57H199ZM202 58V57H201ZM83 59H85V58H83ZM99 59V58H98ZM104 59L102 60L101 58H100V60H102V62L104 61ZM110 59V60H111ZM145 58H143V59H141V60H144ZM154 59V58H153ZM194 59H189V60H193L194 61ZM203 59H204V56H203ZM202 59V60H203ZM68 60H69V62H68ZM73 60V61H72ZM149 60V59H148ZM155 60H157V59H154V61ZM202 60H200V62L202 61ZM205 61H206V59H204ZM203 60V63L205 64H203L204 66H205V68H204V74H205V76H207V67H206V64L207 63H205V61ZM65 61V62H64ZM107 61H108V59H107ZM145 61L147 62V59H145ZM100 62V61H99ZM110 62V66H111V64H113V62L111 63V61H109ZM144 62V61H143ZM174 62H175V60H174ZM105 63L106 62H104V64L103 65H105ZM126 63L127 62H125V63H123V64H125V66H126ZM145 63V62H144ZM171 63V62H170ZM192 63V62H191ZM95 64H98V60H97V63H95ZM107 64H108V62H107ZM129 64V63H128ZM146 64H148L147 66L149 67V63L147 62V63H145L144 65H146ZM152 64V63H151ZM156 63H153V65H155ZM176 64V63H175ZM195 64V65H194ZM100 65V64H99ZM102 65V64H101ZM100 65V66H101ZM102 65V66H103ZM114 65V64H113ZM112 65V66H113ZM153 65H152V67H153ZM192 65H194V66H196V68H197V66H198V59L196 60V61H194L193 63H192ZM202 65V64H201ZM146 66V67H147ZM193 66V67H194ZM199 66H200V64H199ZM244 66H245V64H244ZM66 67H67V65H66ZM99 67V66H98ZM107 67H108V65H107ZM126 67H128V66H126ZM151 67V68H152ZM156 67H157V65H156ZM192 67V68H193ZM241 67V66H240ZM103 68H105V67H102V69ZM154 68V67H153ZM201 67H199V69H200ZM239 68V67H238ZM244 68H247V67H244ZM66 69V68H65ZM107 69V68H106ZM147 69V68H146ZM149 69V68H148ZM155 69H157V68H155ZM195 69V68H194ZM203 69V68H202ZM248 69V68H247ZM257 69V68H256ZM69 70H71V69H69ZM151 70V69H150ZM149 70V71H150ZM242 70V69H241ZM72 71V70H71ZM70 71V72H71ZM156 71V70H155ZM157 71H158V69H157ZM200 71V70H199ZM199 71H193V72H195V73H197L198 74V72ZM159 72V71H158ZM158 72H157V74H158ZM244 72H247V71H244ZM72 73V72H71ZM70 73V74H71ZM127 73H128V71H127ZM150 73V72H149ZM156 73V72H155ZM60 74V75H59ZM152 75V74H151ZM198 75H201V74H198ZM244 76H243V79L242 80H244V79H247L248 77H247V75H248V73H247V75L246 74H243ZM245 75H246V77L247 78H245ZM250 75V74H249ZM248 75V76H249ZM61 76V77H60ZM202 76V75H201ZM204 76V75H203ZM117 77V76H116ZM152 77H153V75H152ZM195 77V76H194ZM242 77V76H241ZM253 77V75L251 76V78L250 79H253L252 78ZM58 78H59V80H60V78H61V81H59L60 83H61V86H59L60 84H59V82L57 81L58 80ZM255 78H256V75H255ZM62 79H63V81H62ZM65 79V80H66ZM118 79V78H117ZM238 79V78H237ZM236 79V80H237ZM71 80V79H70ZM245 81V80H244ZM248 81H250V80H248ZM254 81V80H253ZM253 81L251 82V87H252V84H253ZM66 82H68V80L66 81ZM66 82H64V83H66ZM208 82V84H209V81H207ZM249 83V82H248ZM154 84V83H153ZM240 84V83H239ZM238 84V85H239ZM262 84H263V82H262ZM66 85V84H65ZM155 85V84H154ZM237 85V84H236ZM256 85V84H255ZM258 85H260V84H258ZM245 86H242V88H244ZM257 87V86H256ZM261 87V86H260ZM250 88V87H249ZM263 88L264 87H262V90L261 89H259L258 90V87H257V92L255 91V93H256V96H255V99H254V104H257V105H262L263 103H264V93L262 94V92H264L263 91ZM240 90V89H239ZM244 90V89H243ZM242 90V91H243ZM68 91V90H67ZM206 91V90H205ZM236 91H238V90H236ZM248 91V90H247ZM252 88H251V90H249L247 93H249L250 92V94H252ZM65 92V93H64ZM68 93H69V91H68ZM67 93V94H68ZM238 93V92H237ZM245 93V92H244ZM247 93H245V94H242L241 92H240V94H237L238 95V97H239V99H240V97H244L243 95H246ZM255 93H254V95H255ZM65 94V95H64ZM205 94V93H204ZM250 94H249V96H250ZM262 94V95H261ZM74 95V94H73ZM72 95V96H73ZM200 95V94H199ZM69 96V95H68ZM248 96V94H247V97L246 98H249L250 99V97ZM200 97V96H199ZM199 97H198V100H199ZM238 97H236V98H238ZM254 97V96H253ZM173 98H175L174 97V95H173ZM206 98H207V100L208 99H210L207 95H206ZM175 100V99H174ZM203 100H205L206 101V99H203ZM220 100H221V98H220ZM219 100V101H220ZM223 100V99H222ZM222 100H221V102H222ZM242 100L243 101H246V100H244L243 98H242ZM241 100V104H242V101ZM192 101V100H191ZM205 101H204V104H206L207 105V103H208V101H206L207 103H205ZM247 102H249V100L247 101ZM251 102V101H250ZM249 102V103H250ZM210 103H211V101H210ZM209 103V108L211 109V107H212V105ZM245 103V102H244ZM243 103V104H244ZM188 104V103H187ZM199 104V103H198ZM223 104L225 105V104H230L229 103V100H228V102L226 103H222V104H220L221 106H223ZM240 104V105H241ZM242 104V105H243ZM248 104V103H247ZM246 104V105H247ZM192 105V104H191ZM197 105V104H196ZM210 105H211V107H210ZM233 105H235V104H233ZM238 105V104H237ZM239 105V106H240ZM236 106V105H235ZM252 106L253 105H251L250 106V109H249V111L252 109ZM184 107V106H183ZM182 107V108H183ZM202 107V106H201ZM207 107V106H206ZM225 107V109H226V111H224L223 113H225L226 115H227V106H223V108ZM230 106H228V108H229ZM234 107V106H233ZM241 107V109L242 110H240V111H243V109L245 108V105H243V106H240ZM239 107V108H240ZM243 107V108H242ZM257 107V106H256ZM256 107H255V105L253 106V112L255 111V109H256ZM191 108V107H190ZM194 108H196V106L194 105ZM209 108H206V109H209ZM213 108V107H212ZM260 110L262 109V108H260V106L258 107ZM257 108V109H258ZM155 109H156V107H155ZM155 109H153L154 111H155ZM185 109H187V108H185ZM209 109V111H212L211 113L213 114V110H210ZM220 109H221V107H220ZM224 109V110H225ZM230 109V108H229ZM248 109V108H247ZM259 109L257 110V111H259ZM175 110H176V108H175ZM171 111V112H173V114H174V112L175 113H177V111ZM178 110V109H177ZM181 110V109H180ZM184 110V109H183ZM195 110V109H194ZM198 110H199V108H198ZM198 110H196L195 112H194V115H195V113L198 111ZM185 111V110H184ZM208 111V110H207ZM221 111H222V109H221ZM221 111H220V114H221ZM229 111V110H228ZM232 111V108H231V110L229 111V114H230V112ZM235 111H236V109H235ZM249 111H246V112H241V114L243 115L244 113V116L245 115H247V119L249 118V120L251 119V121L249 122V121H246L247 123L249 122V125L251 124V122H253V120H252V118H250L249 116H250V114H251V112H249ZM252 111V110H251ZM69 112V113H68ZM153 112V111H152ZM202 112H203V110H202ZM239 112V111H238ZM143 113H145V112H143ZM183 114L182 115H185L184 114V112H182ZM189 113V112H188ZM198 113H201V112H197V117H196V119H198ZM236 113V112H235ZM250 113V114H249ZM256 113H257V116H255L256 115ZM254 115H253V113H252V115H253V119H254V117H258V112H256ZM159 114V113H158ZM179 114H180V112H179ZM202 114V113H201ZM200 114V115H201ZM209 114V113H208ZM211 114V115H212ZM219 114V115H220ZM224 114V115H225ZM263 115H264V111H263V113H262ZM261 114V115H262ZM144 115V114H143ZM167 115V114H166ZM171 115V113L168 115L169 117H171L170 116ZM191 115H193V112H192V114H190V117H192ZM203 115V114H202ZM214 115V114H213ZM213 115L210 117V118H208V120H207V122L209 121V119H211L212 117H213ZM224 115H223V118H224ZM226 115H225V117H226ZM235 115V114H234ZM233 115V116H234ZM236 115H238V113H236ZM241 115V116H242ZM252 115H251V117H252ZM263 115H262V117H263ZM146 116V115H145ZM174 116H176L175 114H174ZM179 116H181V115H179ZM241 116H239L238 118H240ZM183 118H184V116H182ZM222 117V116H221ZM234 117H236V116H234ZM243 117V116H242ZM70 118V117H69ZM142 118V117H141ZM143 118H144V116H143ZM148 118V117H147ZM146 118V120L148 121V119ZM164 118V117H163ZM179 118V117H178ZM182 118V119H183ZM193 118V117H192ZM191 118V119H192ZM214 118V117H213ZM222 118V119H223ZM237 118V119H238ZM243 118H245V117H243ZM260 118V115H259V117H258V119ZM166 119H168V117L166 118ZM171 119V118H170ZM173 119V118H172ZM176 119V118H175ZM174 119V120H175ZM203 119V118H202ZM257 118H255L254 120H256ZM258 119H257V121H258ZM141 120H143V119H141ZM141 120H139V121H141ZM163 120V119H162ZM185 120H186V118H185ZM184 120V122H186ZM188 120V119H187ZM199 120H201V117H200V119ZM204 120V119H203ZM202 120V121H203ZM214 120H215V118H214ZM234 120V119H233ZM241 120H243V119H241ZM245 120H246V118H245ZM263 120H264V118H263ZM152 121V120H151ZM159 121H160V119H159ZM166 121V120H165ZM235 121V120H234ZM238 121V124L241 122L240 121V119H238L237 120ZM240 121V122H239ZM256 121V122H257ZM260 121V123L261 124H263L264 122H262V120H259ZM136 122V121H135ZM143 122H144V120H143ZM155 122H158V119H157V121L155 120ZM162 122V121H161ZM161 122H160V124H161ZM167 122L170 124V122H169V120H167ZM167 122H164V123H166L167 124ZM172 122H175V121H172ZM171 122V123H172ZM179 122H180V120H179ZM188 122V121H187ZM205 122V121H204ZM210 122L211 121H209L208 123V125L206 126V125H204V127L206 126V128L207 127H210ZM228 122V121H227ZM230 122V121H229ZM133 123H134V121H133ZM137 123V122H136ZM136 123H134L135 125H136ZM142 123V122H141ZM149 123V122H148ZM148 123L146 124V125H148ZM152 123V122H151ZM200 123V122H199ZM202 123V122H201ZM215 123V125H217L216 123L217 122H214ZM231 123H233V122H230V124ZM244 123L245 122H243V123H241L240 125H242L243 124V127H245L244 126ZM247 123H245V124H247ZM259 122H257L256 124L257 125H255L257 128H255V129H253L254 131V136L258 139V141L259 142H257V143H260L259 144V146L257 145L256 147H258V149H256V150H254L253 151V153L255 152V151H258L257 153H259V161H258V159H255L254 157L255 156H253V158L256 160V162H257V165H258V162H259V165L256 167V164H251L252 166H254V169L257 171V172H261V173H264V127L263 126H261V129L262 130H260L259 131V124H260ZM70 124V123H69ZM145 124V123H144ZM188 123H186L185 124V126L187 125ZM195 124V123H194ZM194 124H192V125H194ZM227 124H229V123H227ZM226 124V125H227ZM254 124L255 123H253V125H251L252 127L254 126ZM145 125V126H146ZM151 125V124H150ZM180 125V124H179ZM212 125V124H211ZM240 125L239 126H237V127H240ZM249 125H246V130H247V128H248V126ZM132 126H134L133 124H132ZM138 126V125H137ZM140 126V125H139ZM138 126V127H139ZM143 126V125H142ZM141 126V127H142ZM166 126V125H165ZM168 126V125H167ZM171 126V125H170ZM176 126H178V125H176ZM201 126H203V125H201ZM227 126H230L231 128H233V126H235V125H227ZM254 126V127H255ZM70 127V126H69ZM200 127V126H199ZM212 127H213V125H212ZM212 127H210V129L212 128ZM223 127H225V125L223 126ZM236 127V128H237ZM243 127H241L240 129H239V131H241V129H243L241 132H244L245 131V129L243 128ZM263 127V128H262ZM68 128V129H67ZM143 128H144V126H143ZM167 128V127H166ZM177 128V127H176ZM182 128V127H181ZM183 128H184V124H183ZM189 128H191L190 126H189ZM193 128H198L197 126H195V127H193ZM201 128V127H200ZM219 128V127H218ZM228 128V127H227ZM235 128V127H234ZM250 128L251 127H249L248 128V134L247 135H249L248 137L246 136V135H244V137L246 136L247 138H249V137H253L252 138V140L251 141H253L252 143V146L254 145V136H252L251 135V133H249V131L251 132V130H250ZM137 129V127L135 128V130ZM165 129V128H164ZM167 129H170V128H167ZM166 129V130H167ZM180 129V128H179ZM185 129H187L186 127H185ZM214 129H215V127H214ZM132 130H134L133 128H132ZM137 130H139V129H137ZM141 130H144V129H141ZM212 130H213V128H212ZM211 130V131H212ZM234 130V129H233ZM236 130V132H237V130H238V128L237 129H235ZM258 130V132H256ZM168 131V130H167ZM167 131H165V133L167 132ZM177 131V130H176ZM182 132L184 131L183 129L181 130ZM201 131H202V129H201ZM214 131V130H213ZM212 131V132H213ZM215 131H219V130H215ZM224 130H222V132H223ZM192 132V131H191ZM191 132H190V130H189V133L191 134ZM195 132V131H194ZM199 132V131H198ZM203 132V131H202ZM236 132H234L233 131V135L234 136H236ZM240 132V133H241ZM246 132V131H245ZM132 133H133V131H132ZM136 133H140V130H139V132H136ZM135 133V134H136ZM143 133H145V132H143ZM165 133L163 132V134L165 135ZM177 133V132H176ZM176 133H175V131H174V134L175 135H173V134H170L171 136H170V138H167L168 139V142H166V143H170V142H172V140L174 139H172V136H176ZM179 133L181 134V132L179 131ZM178 133V134H179ZM184 133V134H183ZM181 135H184V136H186V134L185 133H188L187 131H184ZM207 133H209V132H207ZM215 133V132H214ZM213 133V134H214ZM219 133V132H218ZM231 133H232V130H231ZM236 133V134H235ZM135 134H132V135H135ZM203 134V133H202ZM206 134V132L204 133V135ZM216 134H217V132H216ZM140 135V134H139ZM142 135H144V134H142ZM166 135H168V132H167V134ZM194 135H197V130H196V134H194ZM207 135V134H206ZM229 135H231V134H229ZM232 135V136H233ZM240 135V134H239ZM241 135H242V133H241ZM141 136V135H140ZM140 136H138V138L140 137ZM169 136V135H168ZM190 136V137H189ZM198 136V135H197ZM197 136H195L197 139H198V137ZM203 136V135H202ZM210 136V135H209ZM135 137H137V135L135 136ZM135 137H134V139L133 140H135ZM183 136H181V138H182ZM217 137L218 138H220V135L218 136L217 135ZM237 137H239V139H240V141L242 140L241 138H240V136H237ZM237 137H236V139H237ZM245 137V138H246ZM162 138H163V135H162ZM161 138V140H163ZM184 138H187V137H184ZM182 139V140H186V139ZM188 138H191V135H188ZM187 138V140H188V142H190L189 141V139ZM194 138V137H193ZM200 138V137H199ZM203 138H204V136H203ZM221 138H222V136H221ZM225 137H223V139H224ZM140 139V138H139ZM138 139V140H139ZM166 139V140H167ZM171 139V140H170ZM178 139V138H177ZM180 139V138H179ZM201 139H202V137H201ZM217 139V138H216ZM216 139H214V141H217ZM232 139V138H231ZM238 139V140H239ZM141 140V139H140ZM165 140V141H166ZM191 140V139H190ZM195 140V138L194 139H192V141H194ZM200 140V139H199ZM199 140H197V142H193V144L195 143L196 144V146H197V148H198V145L200 144V142H198ZM203 140V139H202ZM202 140H200V141H202ZM209 140V139H208ZM238 140H236V141H238ZM245 140V139H244ZM178 141V140H177ZM191 141V142H192ZM214 141H212V142H214ZM219 141H220V139H219ZM224 141V140H223ZM225 141H226V138H225ZM235 139L232 141V143L231 144H235ZM68 142V141H67ZM135 142V141H134ZM159 142H160V140H159ZM163 142V141H162ZM180 142H181V139H180ZM185 142V141H184ZM221 142V141H220ZM227 142V141H226ZM250 142V141H249ZM248 142V143H249ZM136 143H137V145L139 146V144H138V142L136 141ZM158 143V142H157ZM174 143V142H173ZM173 143H171V145L169 144L168 146H171L172 147V144ZM179 143V142H178ZM206 143V142H205ZM216 142H214L213 144H215ZM240 143V142H239ZM239 143H237L236 142V145L237 144H239ZM246 143V144H243L241 147H243V146H250L252 149H251V151L253 150V148L255 149L256 147L254 146V147H252L251 146V144L249 143ZM132 144H134V143H132ZM159 144V143H158ZM160 144H162L161 142H160ZM174 144H176V143H174ZM182 144H184L185 145V143H183L182 142ZM182 144H181V146H182ZM186 144L187 145H189L188 146V148L190 149V144L191 143H187V141H186ZM192 144V146H194ZM198 144V145H197ZM203 144V143H202ZM212 144V143H211ZM212 144V145H213ZM226 144H228V143H225V142H223V144L221 143V145L220 146H218V147H220V148H222V145H223V148H224V150H225V154H227V157L229 158L227 161H225L226 159H224V158H221V160L223 159L224 161H225V166H223V163H221V162H219L218 160H219V158H218V160H214V162H216V161H218V164H216L215 163V165H214V163L212 164V165H210L211 166V170H207L208 172H209V174H210V178H211V176H212V178L211 179H213L212 181H211V183H210V181H207L208 182V186L210 187V189H208L209 191H210V193H208L207 192V188H205V190L203 189V191L202 192H204V191H206L207 192V194H206V192L205 193H202L201 195V198L203 199V196H204V199L205 198H207V197H209L208 198V201L205 199H203V200H200L201 202L202 201H205L206 203H208L209 202V204L210 205H212L213 206V208L215 207H219V206H215V203L216 204H220V205H222V207L220 208L219 207V209L220 210H218V209H216V211H217V213H216V211H212V210H214V209H212V210H210L209 208H212L209 204H206V208L208 207V210H206V211H204V209H205V207L203 206L202 208H204L203 209V211L204 212H206V214L203 216V220H202V222L203 223H200L199 225H201V224H204V220L208 223V229H206L207 231H205V233H206V235H205V239H207L206 241L208 242L207 244H210V246L213 244V246H216L215 248L219 251L220 250V252H221V250H222V253H223V251L224 252H226V250H223L224 248H226V247H228L229 245L232 247V243L234 242L235 244H237L238 242L237 241H234V240H236L237 239V236H239V235H236L235 237H236V239H233L234 237H232L233 236V230L235 229V227L236 226H238L237 225V223H238V221H235V220H239L240 221V218H241V216L243 217V221H244V224H245V230L243 229V224L241 223V222H239L240 223V227H241V233H240V235H242V237H238V238H243V240H244V247H245V249H244V252L243 253H245L244 254V256L243 257H240V256H242V255H240L241 253H240V250H239V248L236 246V245H234L233 247H234V249H233V253H234V260L232 261V264H264V261H263V257H262V251H260L259 250V248H261V247H263L262 245V243H264L263 241L264 240H260V238H259V236L256 238V240L259 238V240H260V242L262 241V243H258V245H259V247H258V245H257V241H255V238L254 239H252L251 240V242H247V241H249V240H245L246 239V237H245V233H244V231H246V233L248 232V230H252L251 229V226H250V224L251 223H255L254 225L252 224V226H258L260 223H258V219H260V217H259V215H256L257 214V212L258 211H256V208H259L260 210H261V206H257L258 204L256 203V205H252V204H249V203H247L246 201H249V200H247L246 199V197L245 198H243L244 196H246L245 194H246V187H247V185H244V184H246L247 182H245L244 181V184L242 183V182H239L240 180L238 179L239 178V174H237L236 172H235V169H236V167L233 165V163H235V161L233 160L234 159V155H232V153H230V150H232V148H230L228 145H226ZM230 144V143H229ZM231 144H230V146H231ZM233 144V145H234ZM136 144H134V146H135ZM165 145H167V144H165ZM179 145V144H178ZM183 145V146H184ZM187 145H185L186 147H187ZM211 145V146H212ZM235 145V146H236ZM241 145V144H240ZM134 146H132V148L134 147ZM160 145H158V146H156V147H159ZM162 146V147H161ZM159 148H160V150L163 148V145H161ZM195 146V147H196ZM202 146V145H201ZM208 146H210L209 144H208ZM210 146V147H211ZM137 147V146H136ZM164 147H167V146H164ZM170 147V148H171ZM175 147V146H174ZM210 147H207V149L208 148H210ZM232 147V146H231ZM246 147V148H247ZM249 147V148H250ZM138 148V147H137ZM182 148V147H181ZM187 148V149H188ZM245 148V147H244ZM243 148V149H244ZM246 148H245V150H246ZM153 149H155V150H157V148H153ZM178 149V148H177ZM184 149V148H183ZM199 149V148H198ZM207 149H205V151L207 150ZM241 149V148H240ZM248 149V148H247ZM261 149V150H260ZM159 150V149H158ZM157 150V151H158ZM160 150L158 151V153L160 152ZM167 150V149H166ZM172 150V149H171ZM171 150H169V152L171 151ZM181 150V149H180ZM192 150V149H191ZM194 150V149H193ZM216 150H218V148H216ZM222 149H220V152L222 153L223 152V150L221 151ZM250 150V149H249ZM156 151V152H157ZM168 151V150H167ZM174 151V152H173ZM184 151L185 150H183V153H184ZM242 151V150H241ZM251 151H249V152H251ZM263 151V152H262ZM134 152H135V149H134ZM155 152V153H156ZM163 152V151H162ZM176 152H177V150H176ZM181 152H182V150H181ZM189 152V151H188ZM213 152V153H212ZM212 152H208V153H212L210 156H215L216 155V152H218V151H216L215 152V150L214 151H212ZM215 152V153H214ZM219 152V153H220ZM247 153H248V150L246 151ZM165 152H163V154H164ZM173 153V156H171L172 157V159L173 160H176L177 161V159H178V161H180L179 160V157H175V155H176V153H175V150L173 149L172 151H171V153L170 154H172ZM174 153H175V155H174ZM180 153V152H179ZM199 153H200V151H199ZM207 153V154H208ZM220 153V154H221ZM252 153V154H253ZM161 154V156H163V154L162 153H160ZM185 154H186V156H184V157H187L188 156V153H186V151H185ZM190 154H191V152H190ZM215 154V155H214ZM222 154H224V152L222 153ZM250 154V153H249ZM255 154H256V152H255ZM157 155V154H156ZM159 155V154H158ZM166 154H164V156H165ZM195 155V154H194ZM209 155H207L208 157H210ZM179 156V155H178ZM217 156V155H216ZM224 156V155H223ZM222 156V157H223ZM157 157H159V159H160V161H161V163H163L162 162V158L160 157V155L159 156H157ZM170 157V158H171ZM174 157L175 158H177V159H174ZM182 157V156H181ZM207 157V158H208ZM218 157H219V154H218ZM221 157V156H220ZM169 158V157H168ZM167 158V159H168ZM187 158H189V156L187 157ZM226 158V157H225ZM1 159H3V161L1 160ZM153 159H154V157H153ZM152 159V160H153ZM166 159V160H167ZM171 159V161H173ZM184 159V158H183ZM186 159V158H185ZM184 159V162H186L187 160H185ZM212 159H215V157L214 158H212ZM165 160V159H164ZM190 160V159H189ZM195 160H197V158L195 159ZM211 160V159H210ZM220 160V161H221ZM254 160V161H255ZM158 160H156V162H157ZM175 161V162H176ZM177 161V162H178ZM234 161V162H233ZM253 160H251V162H252ZM153 162H154V160H153ZM152 162V163H153ZM168 162H170V160L168 161ZM174 162V161H173ZM189 162V161H188ZM209 162H212V161H209ZM166 163V162H165ZM164 163V165L165 166H167L166 164ZM171 163V166L173 165V163L172 162H170ZM170 163H169V165H170ZM179 163V162H178ZM195 163V161L193 162V164ZM204 163H208V161L206 162V161H204ZM219 163H221L222 165L220 166V164ZM254 163V162H253ZM159 164V163H158ZM177 163H174V165H176ZM188 163L186 162V164L185 165H187ZM193 164H191V166L193 165ZM200 164V166H201V163H199ZM155 165H156V163H155ZM159 165H161V164H159ZM163 165V166H164ZM173 165V166H174ZM179 165V164H178ZM151 166V165H150ZM177 166V165H176ZM175 166V167H176ZM194 166H195V164H194ZM204 166V165H203ZM207 165H205L204 167H206ZM219 166V167H218ZM157 167V166H156ZM159 167V166H158ZM158 167H157V169H158ZM170 167V166H169ZM174 167V168H175ZM204 167H198V169L200 168L201 170H202V168H204ZM220 167L222 168V169H220ZM223 167H224V169H223ZM229 168V170H232V172H231V175H229L228 174V168ZM150 168V167H149ZM152 168V167H151ZM150 168V169H151ZM208 168H209V166H208ZM233 168V169H232ZM235 168V169H234ZM253 168V167H252ZM251 168V169H252ZM257 168H258V170H257ZM150 169L148 170V171H150ZM168 169V168H167ZM173 169V168H172ZM179 169V168H178ZM186 169V168H185ZM199 169V170H200ZM204 169H207V168H204ZM204 169L202 170V171H204ZM259 169L261 170V171H259ZM152 170V169H151ZM159 170V169H158ZM174 170V169H173ZM190 170V169H189ZM199 170H198V174H199ZM221 170V171H220ZM223 170H225V171H227L226 173L223 171ZM193 171V170H192ZM201 171V172H202ZM223 171V172H222ZM255 171V172H256ZM151 172V171H150ZM156 172V171H155ZM171 172V171H170ZM181 173H182V171H180ZM200 172V173H201ZM220 172L222 173V175L224 176V178H225V174L228 176L229 175V177H228V181L225 179H223V176L222 175H220ZM250 172V171H249ZM256 172V173H257ZM158 173H159V171H158ZM173 173H176V172H173ZM203 173V172H202ZM204 173H205V171H204ZM204 173L201 175V174H199L200 176H201V178L203 177V175H204ZM246 173V172H245ZM254 173V172H253ZM252 173V174H253ZM256 173H255V175H256ZM258 173V175H259V181H264L263 180V176H262V178H260V176L261 175H264V174H259ZM153 174H154V172H153ZM161 174H163V169H162V173ZM165 174V173H164ZM171 174H172V172H171ZM170 174V175H171ZM206 175H208L207 173H205ZM148 175H149V173H148ZM152 174H150V176H151ZM177 175V174H176ZM199 175H198V177L197 178H199ZM248 175V174H247ZM246 175V176H247ZM254 175V174H253ZM257 175V176H258ZM187 176H188V174H187ZM217 176H219V178L217 177ZM162 177V176H161ZM165 177V176H164ZM168 177V176H167ZM205 178H204V180L206 179L207 180V178H208V180L210 179L209 178V176H204ZM252 177V176H251ZM166 178V177H165ZM183 178H185V176L183 175ZM221 178H222V180L223 181H219L218 179H220L221 180ZM241 178V177H240ZM254 179H255V177H253ZM252 178V179H253ZM67 179V178H66ZM152 179V178H151ZM177 179V178H176ZM215 179V180H214ZM251 179V178H250ZM261 179V180H260ZM166 180H168V179H166ZM178 180V179H177ZM198 180H200V178L198 179ZM206 180H205V182H206ZM258 180V179H257ZM66 181V182H65ZM169 181H172V182H174L173 180H169ZM169 181H168V183H169ZM214 181H217V184L219 185V184H221L220 182H225V181H227L228 183H229V186H227L226 187V190H227V188H230L229 189V195L231 196V198L232 199H230V198H226V200H228V199H230L229 200V204H228V207L226 208V205L224 204V202L223 201H221V203L223 202V204H221V203H217V202H220V200L222 199L221 197L219 198V196L223 193V192H221L222 191V189L220 188L221 187V185H219L220 187H217V185L214 183ZM251 181V180H250ZM256 181V180H255ZM254 181V182H255ZM261 181V182H262ZM166 182V181H165ZM253 182V183H254ZM176 183V182H175ZM212 183H213V185H212ZM222 183V184H223ZM170 184V183H169ZM174 184V183H173ZM197 184V183H196ZM226 184V183H225ZM241 184H242V186H241ZM247 184H249V183H247ZM261 184V183H260ZM167 185V184H166ZM165 184H164V186H166ZM211 185V186H210ZM216 185V186H215ZM224 185V184H223ZM227 185V184H226ZM175 186V185H174ZM177 186V185H176ZM205 186H207V183H205ZM207 186V187H208ZM214 188H213V187ZM259 187L261 186V185H258ZM203 187V186H202ZM208 187V188H209ZM211 187L213 188V189H211ZM241 187H243L244 189H246L245 191H243L244 189H241ZM264 187V184H263V186H262V188ZM218 188H220L221 190H219V191H217L216 189H218ZM199 189V188H198ZM217 191H215V190ZM264 189V188H263ZM154 190V192H155V189H153ZM231 190V191H230ZM242 190V192H244L243 194H244V196H242L243 194L240 192ZM249 190H251V189H248L247 190V193H248V195L247 196H249V198H250V194H249ZM253 190V189H252ZM254 190H256V189H254ZM258 190H260L259 188H258ZM262 190V189H261ZM223 191H224V189H223ZM263 191V190H262ZM153 192V193H154ZM200 192V191H199ZM219 192H221V194L219 193ZM153 193H152V195H153ZM158 193V192H157ZM211 193H215V196L216 197H218L219 198V201L217 200V199H215V201H217V202H215V203H213L212 204V200L214 199L213 198V196H212V198L210 197L211 195H213V194H211ZM216 193H219V195L218 194H216ZM231 193H232V195H231ZM196 194H197V192H196ZM211 194V195H210ZM255 194V193H254ZM154 196H155V193H154ZM153 196V197H154ZM191 196H193V194H191ZM197 196V195H196ZM206 196V197H205ZM214 196V197H215ZM224 196V195H223ZM252 196H253V194H252ZM156 197V196H155ZM154 197V198H155ZM194 197H195V195H194ZM200 197V196H199ZM215 197V198H216ZM210 198H211V200H210ZM191 199H193V198H191ZM244 199V200H243ZM251 199H253V197L251 198ZM251 199H250V201H251ZM254 199H256V198H254ZM252 200V201H254L255 202V200ZM260 199V198H259ZM154 200V199H153ZM155 200H156V198H155ZM159 200V199H158ZM196 200V199H195ZM199 200V199H198ZM224 200V199H223ZM233 202H232V201ZM257 200V199H256ZM262 200H263V198H262ZM151 201H152V199H151ZM162 202H163V200H161ZM160 201V202H161ZM166 201V200H165ZM164 201V202H165ZM199 201V202H200ZM210 201H211V203H210ZM225 201V200H224ZM249 201V202H250ZM251 201V203H254V202H252ZM264 201V200H263ZM67 202V201H66ZM157 202V201H156ZM161 202V203H162ZM163 202V203H164ZM201 202L198 204V205H200L201 204ZM234 203V206L236 205V207H237V203H239V205H240V208H241V213H239V212H237L236 210H239V209H237L236 207H230V205L232 206V204ZM259 202V201H258ZM152 203H154V202H152ZM152 203H150V204H152ZM162 203V204H163ZM167 203V202H166ZM186 203H187V201H186ZM225 203H227V202H225ZM244 203H247V204H245L244 205ZM160 204V203H159ZM161 204V205H162ZM202 204H205V203H203L202 202ZM165 205V204H164ZM164 205H162V206H164ZM168 205V204H167ZM194 205V204H193ZM248 206V208H247V206ZM249 205H251V206H253V208H254V211H252L253 213L252 214H254V217H253V219L255 218V217H259L258 219H257V222H255L256 221V219H255V221H252L251 220V223H249L250 222V219H251V210L253 209V208H251L250 209V211L248 212L249 214H251L250 215V217H249V214H247V211H246V208L249 210V208H250V206ZM202 206V205H201ZM257 206V207H256ZM239 207V206H238ZM161 208H163V207H161ZM166 208V207H165ZM164 208V209H165ZM168 208V207H167ZM195 208V207H194ZM199 208L200 207H197V209H198V211H195V215L197 216L199 213H197V212H200L199 211ZM202 208H200V210L202 211ZM232 208H236L235 210L234 209H232ZM189 209V208H188ZM190 209H191V207H190ZM228 209V210H227ZM231 209V210H230ZM233 210V212H231ZM150 211H151V209H150ZM227 211H229V213H227ZM164 212V211H163ZM188 212V211H187ZM203 212V213H204ZM236 212V213H235ZM256 212V213H255ZM153 213H155V209H154V212ZM165 213V212H164ZM203 213H202V215H203ZM233 214L234 213V215H236V216H238V218L237 217H233L232 219H235L234 220V223H236V226L234 225V228H232V229H228L227 228V230H230V232H226L225 231V229H226V225H223V222L225 221V219H227V223H225V224H227L228 225V227L229 228H231V224H229V223H232V224H234L233 223V221H231V220H229L228 221V218L230 217L229 216V214ZM238 213L239 214H241V215H238ZM260 213V212H259ZM152 215V214H151ZM263 216V215H262ZM152 217V216H151ZM155 216H153L152 218H154ZM191 217H192V215H191ZM202 217V216H201ZM204 217H206V218H204ZM160 218V217H159ZM162 218V217H161ZM195 219L194 220H196V217H194ZM153 220V219H152ZM242 220V219H241ZM150 221H151V219H150ZM155 221H156V219L153 221L154 223H155ZM197 221V220H196ZM152 222V221H151ZM151 222H150V227H151ZM152 222V226H154V223ZM193 222V221H192ZM256 223H258V225H256ZM192 225H194L193 223H191ZM204 225H207V224H204ZM194 226H196V224L194 225ZM243 226V227H242ZM263 226V225H262ZM192 227V226H191ZM200 227V226H199ZM205 226H202V228H204ZM261 227V226H260ZM260 227H259V231L262 229V227H261V229H260ZM161 228V227H160ZM201 228V227H200ZM224 228V229H223ZM255 227H253V229H254ZM162 229H163V227H162ZM186 229V228H185ZM198 229V228H197ZM205 229V228H204ZM204 229H202V231L204 230ZM188 230V229H187ZM232 230V231H231ZM256 230V229H255ZM254 230V231H255ZM151 231V230H150ZM185 231V230H184ZM199 231L201 232V230L199 229ZM249 231V232H250ZM253 230H252V232H254ZM257 231V230H256ZM262 231H264V229L262 230ZM262 231H260V233H258L259 235H260V237H261V233H262ZM154 232V231H153ZM156 232H158V231H156ZM159 232H160V229H159ZM188 232H190V231H188ZM185 234H186V232H184ZM192 233V232H191ZM204 233V234H205ZM230 233V234H229ZM188 234V233H187ZM186 234V235H187ZM202 234V233H201ZM264 234V233H263ZM155 235V234H154ZM154 235H151L152 237H155ZM158 234L156 233V236H157ZM182 235V234H181ZM191 235V234H190ZM189 235V236H190ZM232 235V236H231ZM254 235V234H253ZM188 236V237H189ZM192 236V235H191ZM191 236L189 237L190 238V240H192L191 239ZM195 237H197V235H194ZM202 236V235H201ZM204 237V236H203ZM245 237V238H244ZM187 238V237H186ZM201 238V237H200ZM250 238H253V236H252V234L250 235ZM179 239H181V236H180V238ZM182 240V239H181ZM190 240H188L187 239V241H190ZM239 240V239H238ZM258 240V241H259ZM196 241H197V239H196ZM240 241V240H239ZM191 242V241H190ZM213 242V243H212ZM237 242V243H236ZM241 242V241H240ZM243 242V241H242ZM215 243V244H214ZM243 244V243H242ZM260 244H262V245H260ZM196 245V244H195ZM203 246V245H202ZM205 246V245H204ZM203 246V247H204ZM229 246V247H230ZM186 247V246H185ZM192 247H194V246H192ZM192 247H190V249H193ZM199 247V246H198ZM202 247V248H203ZM242 247V246H241ZM243 247V248H244ZM187 248H188V246H187ZM195 248V247H194ZM202 248H201V246H200V248H199V252L198 253H200L201 254V256H202V251H200V250H202ZM264 248V247H263ZM171 250V249H170ZM174 249H172V253L173 252H175V251H173ZM203 250H205V248L203 249ZM212 250V249H211ZM216 250V251H217ZM194 251V250H193ZM213 251V250H212ZM204 252V251H203ZM171 253V252H170ZM198 253L196 254L197 255V258L198 259H200V260H198L196 257V263H198V262H200L201 261V259L202 258H200L201 256H200V254H199V256H198ZM210 253V252H209ZM211 253H215V251H213V252H211ZM221 253V254H222ZM174 254V253H173ZM172 254V255H173ZM195 254V253H194ZM217 254H218V252H216V257L214 256V258H217V257H219V255L221 256V254H218V256H217ZM229 254V253H228ZM170 256H171V254H169ZM168 255V257H169V259H167L168 260V264H169V261H170V259H171V257ZM210 255V254H209ZM223 256L222 257H224L225 258V256H224V254H222ZM188 256V255H187ZM190 256H191V254H190ZM195 256V255H194ZM209 257V256H208ZM227 257V256H226ZM194 258V259H195ZM211 258V257H210ZM205 259V258H204ZM227 258H225V260H226ZM190 260V258H189V256H188V261ZM218 260V259H217ZM216 260V262H217V264H218V261ZM166 261V260H165ZM173 261H174V259H173ZM210 261V260H209ZM219 261H220V258H219ZM227 261V260H226ZM167 262V261H166ZM194 262H195V260H194ZM221 262V261H220ZM219 262V263H220ZM202 263V262H201ZM200 263V264H201ZM164 264H167V263H164ZM172 264V263H171ZM175 264V263H174ZM194 264V263H193ZM199 264V263H198ZM221 264H225V263H222L221 262ZM228 264V263H227Z\"/></svg>",
	"mask_w": 264,
	"mask_h": 264
}]
</instances>
